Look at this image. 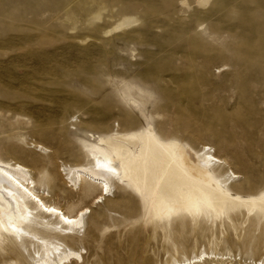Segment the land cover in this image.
<instances>
[{
  "label": "rangeland",
  "instance_id": "rangeland-1",
  "mask_svg": "<svg viewBox=\"0 0 264 264\" xmlns=\"http://www.w3.org/2000/svg\"><path fill=\"white\" fill-rule=\"evenodd\" d=\"M148 126L166 144L211 146L237 174L233 195H264V0H0V157L27 165L47 201L91 210L60 240L81 248L71 264L202 252L264 264L261 205L160 214L126 180L99 202L65 186L63 168L89 165L102 138ZM14 240L0 232V264H32L33 245Z\"/></svg>",
  "mask_w": 264,
  "mask_h": 264
},
{
  "label": "bare ground",
  "instance_id": "bare-ground-1",
  "mask_svg": "<svg viewBox=\"0 0 264 264\" xmlns=\"http://www.w3.org/2000/svg\"><path fill=\"white\" fill-rule=\"evenodd\" d=\"M100 141L105 147H93L89 165L63 168L68 179L65 186H92L99 191L97 202L110 196L116 180H126L137 189L147 190L150 199L159 204L160 214H216L236 202L264 207V195L242 198L232 194L229 179L237 174L207 144L198 150L185 149L178 143L166 144L151 126L139 132L116 133ZM31 172L21 161L0 157V232L9 233L20 247L33 245L36 256L32 264L83 262L81 248L64 246L60 240L74 237L91 210L82 207L65 211L47 201L37 190L42 183ZM223 258L227 259L202 252L186 261L219 264Z\"/></svg>",
  "mask_w": 264,
  "mask_h": 264
}]
</instances>
